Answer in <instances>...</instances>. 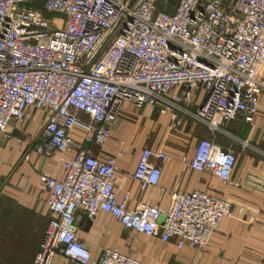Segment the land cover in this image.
<instances>
[{"label":"built area","instance_id":"1","mask_svg":"<svg viewBox=\"0 0 264 264\" xmlns=\"http://www.w3.org/2000/svg\"><path fill=\"white\" fill-rule=\"evenodd\" d=\"M128 103L168 115L172 131L187 122L208 129L186 162L192 175L231 182L237 155L217 136L264 158V149L228 129L237 119L253 125L264 105V0H0V139L5 149L21 144L9 126L43 111L36 152L65 171L55 178L34 168L49 192L50 222L33 264H53L58 254L76 264H141L118 248L93 261L76 233L78 214L94 223L105 212L128 230L194 250L233 216L223 198L160 188L169 157L149 147L134 179L141 191L168 192L170 205L130 207L129 194L117 195L125 152L101 159L85 145L108 144Z\"/></svg>","mask_w":264,"mask_h":264},{"label":"crops","instance_id":"2","mask_svg":"<svg viewBox=\"0 0 264 264\" xmlns=\"http://www.w3.org/2000/svg\"><path fill=\"white\" fill-rule=\"evenodd\" d=\"M45 116V112L36 110L24 123L9 126L8 134L19 138L21 144L14 143L5 149L0 139V198L10 199L22 210L10 217L8 223L6 218L0 220V264H33L49 225V192L35 166L55 178H63L65 174L57 161L43 159L36 152L42 131L40 124ZM112 128L108 144L85 146L92 148L93 154L101 159L115 155L119 149L125 152V158L119 160L116 192L120 198L130 195V207L141 203L164 208L171 203L168 192L159 188L141 191L134 179L140 151L149 147L162 150L169 157L163 166L160 188L173 187L180 193L198 189L225 199L234 211L232 217L222 219L220 230L201 250L179 248L176 240L164 242L158 236L128 230L105 212H100L94 223L78 214L76 233L91 252L93 261H98L104 249L118 248L141 264H264V158L260 154L217 136L221 145L231 147L237 155L231 182L224 184L210 173L192 175L186 164L193 157L198 141L211 136L208 129L187 122L182 129L172 131L168 115L159 114L149 105L136 110L130 103L125 105ZM228 129L238 138L264 149V105H260L253 125L237 119ZM71 135L83 143L82 131L75 129ZM53 264L76 263L58 254Z\"/></svg>","mask_w":264,"mask_h":264},{"label":"rangeland","instance_id":"3","mask_svg":"<svg viewBox=\"0 0 264 264\" xmlns=\"http://www.w3.org/2000/svg\"><path fill=\"white\" fill-rule=\"evenodd\" d=\"M47 16L53 20L54 23L58 22V20H54L57 18H60L59 15L56 14H47ZM0 203H1V207H0V220L6 218L8 223L9 218L10 217H14L15 213L17 212H22V210L20 209L19 206L14 205V202L11 201L10 199H6V198H0Z\"/></svg>","mask_w":264,"mask_h":264},{"label":"trees","instance_id":"4","mask_svg":"<svg viewBox=\"0 0 264 264\" xmlns=\"http://www.w3.org/2000/svg\"><path fill=\"white\" fill-rule=\"evenodd\" d=\"M43 12V11H42ZM44 14L47 16V14L44 12ZM0 207H1V203H0Z\"/></svg>","mask_w":264,"mask_h":264}]
</instances>
